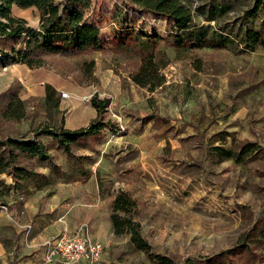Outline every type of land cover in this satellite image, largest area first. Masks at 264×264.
Instances as JSON below:
<instances>
[{"label":"rangeland","instance_id":"374dc122","mask_svg":"<svg viewBox=\"0 0 264 264\" xmlns=\"http://www.w3.org/2000/svg\"><path fill=\"white\" fill-rule=\"evenodd\" d=\"M182 1L193 18L188 30L178 35L188 44L205 41L202 47L176 48L168 20L133 10L127 0H89L83 21L99 28L100 51L45 56L43 66L36 69L5 64L0 55V94L18 96L30 118L15 124L0 117V140L37 139L56 165L51 170L47 164H33L47 181L43 187L30 184L26 191L11 194L16 202L5 211L3 237L23 240V247L24 242L37 240L35 248H41L46 235L61 231L59 217L68 213L72 223L88 222L102 240L101 264H151L130 245L128 235L112 233V202L123 191L138 203L130 214L152 251L175 264H204L220 253L231 264H242L244 255L231 251L243 240L264 263V161L216 164L208 153L219 144L215 136L219 132L264 149V54L259 48L244 50L240 44L244 29L264 35V18L257 13L245 19L253 0ZM63 2L54 0L59 7ZM10 15L35 30L40 26L34 8L12 6ZM140 31L162 39L155 55L165 82L152 92L129 79L139 63L136 53L115 51L121 37ZM210 39L213 47L207 44ZM89 62L94 64L90 74L85 67ZM47 85L57 93L58 108L53 100L45 101ZM93 96L109 99L110 104L103 120H98L104 126L89 142L73 145L65 154L52 138L40 135L45 127L87 128L96 111L85 99ZM119 124L123 132H118ZM26 197L38 210L49 211L50 215L41 213L57 230L50 226L51 233L37 237L32 225L39 215H28L19 204ZM94 202L92 209L83 207ZM14 223L31 228L19 229ZM255 223V235L245 238ZM16 250L22 252L19 244ZM18 256H7L6 264H15Z\"/></svg>","mask_w":264,"mask_h":264},{"label":"trees","instance_id":"16d2710c","mask_svg":"<svg viewBox=\"0 0 264 264\" xmlns=\"http://www.w3.org/2000/svg\"><path fill=\"white\" fill-rule=\"evenodd\" d=\"M127 1L133 10L149 12L168 20L175 30L174 46L176 48L193 49L204 46L205 41H198L195 45L188 44L178 35L179 32L188 30L193 18L190 9L182 0ZM88 5L89 0H64L61 7L55 4L54 0H0V55L4 57L5 64L18 63L29 69H36L43 66L45 56L75 57L100 51L99 28L83 21V12ZM12 6L20 9H36L40 15L39 28L35 30L28 27L24 20L12 17L10 15ZM257 13L264 18V0H253L250 9L244 12V17L250 19ZM160 41L162 39L157 35L140 31L134 37H121L115 48V51L119 52L136 53L139 63L136 70L129 75V79L135 86L147 89L149 92L161 87L165 82L155 55L156 45ZM207 42L209 47L215 45L213 39ZM240 44L244 50L253 51L259 48L264 54V35L259 30L244 29ZM93 66V62L85 65L88 74L92 72ZM44 92L45 101L53 100L54 108H58L55 89L47 85ZM0 100L2 101L1 119L15 124L30 120L25 111V104L18 96L0 94ZM89 103L96 111V117L87 128L78 130L61 128L56 131L45 127L40 135L52 138L57 148L65 154L70 153L73 145L89 142L104 126L98 125V120L102 118L110 101L93 96ZM215 136L219 144L211 146L208 153L216 164L225 160H231L237 164L264 161V149L257 143L236 140L232 133L227 132H219ZM226 139H229L228 146L225 144ZM34 163L47 164L49 169H56L51 154L39 140L23 136L6 137L0 140V209L7 207L5 203L11 194L26 191L30 184L36 188L45 185L47 177L34 169ZM2 176L9 178L11 183L7 184ZM137 206L138 203L128 193L123 191L117 193L112 202L110 216L113 235L116 237L128 235L130 245L136 251L143 253L151 264H175L171 258L154 253L148 241L141 235L140 225L130 214ZM257 227L258 224L255 223L244 237L247 239L253 237ZM231 252L244 255L242 264H264L258 260V256L246 240H243ZM204 264L231 263L225 253H220L206 259Z\"/></svg>","mask_w":264,"mask_h":264},{"label":"built area","instance_id":"2783aa9c","mask_svg":"<svg viewBox=\"0 0 264 264\" xmlns=\"http://www.w3.org/2000/svg\"><path fill=\"white\" fill-rule=\"evenodd\" d=\"M61 96L67 97L65 93ZM89 99L91 97L85 101L89 102ZM118 127V132L124 131L121 124ZM1 209L7 211V207ZM59 221L63 223L61 231L45 237L41 243L43 254L39 264H101L104 245L93 236L91 227L87 223H80L70 229L64 224L63 217ZM14 224L27 231L31 228L29 225Z\"/></svg>","mask_w":264,"mask_h":264},{"label":"crops","instance_id":"0c3cea01","mask_svg":"<svg viewBox=\"0 0 264 264\" xmlns=\"http://www.w3.org/2000/svg\"><path fill=\"white\" fill-rule=\"evenodd\" d=\"M20 200V199H19ZM21 202H19V204L22 205V207L24 208V210H26L27 214H38V222L36 221L35 224L32 225V227L34 226V233H37L38 232V235L37 237H39V233H43V232H48L51 233L52 231H50V226L52 228H54V230L56 229L57 230V226H55L54 224H52V220L49 218V216H46L45 213H41V211H43L42 209L38 210V206L37 205H34L31 201L30 198L26 197L24 199H21L20 200ZM11 202H16L15 199H13L12 197H9L7 198V208H10L9 207V203ZM96 202L94 203H90V204H86L84 205L83 207L84 208H87V209H92L96 206ZM43 212H46L47 215H50V213H48L49 211L46 210V211H43ZM6 212L5 211H2L0 210V226L1 225V222L3 220H5L6 218ZM68 214V213H67ZM67 214H63L61 215L59 218H62L63 217V222L64 224L67 225V227H69L70 229L71 228H74L76 225L80 224H76V223H72L71 219L67 216ZM58 218V219H59ZM52 222V223H51ZM60 224V228L63 227V223L62 222H59ZM81 223H87L90 227H91V231L93 233V236L97 239L100 240V238L95 234V231L93 230V227L88 223V222H81ZM17 227V226H16ZM19 228V227H17ZM20 229V228H19ZM53 230V231H54ZM33 233V234H34ZM46 236H49V235H46ZM102 242V240H100ZM39 241L36 240L35 243L33 244H28L26 242H24L25 244V247H23V240L20 241L19 243L16 241L14 242L13 240L9 239V238H5L3 237L1 234H0V264H6V257L9 256L10 254L12 253H15L16 255L18 254L19 256L17 257L16 259V262L15 264H39V260H40V257H42V254H43V248H35L36 245L38 244ZM103 243V242H102ZM18 244L20 246V249H21V253H19L16 249L18 248ZM39 245V244H38ZM34 248V249H33ZM33 251V255L30 256L31 252ZM26 252H29V253H26ZM26 253V254H24Z\"/></svg>","mask_w":264,"mask_h":264}]
</instances>
